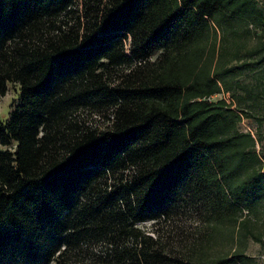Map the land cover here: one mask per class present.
I'll use <instances>...</instances> for the list:
<instances>
[{
  "label": "trees",
  "instance_id": "16d2710c",
  "mask_svg": "<svg viewBox=\"0 0 264 264\" xmlns=\"http://www.w3.org/2000/svg\"><path fill=\"white\" fill-rule=\"evenodd\" d=\"M262 22L256 0H0V264H256L204 255L264 199L241 110L211 98Z\"/></svg>",
  "mask_w": 264,
  "mask_h": 264
},
{
  "label": "rangeland",
  "instance_id": "374dc122",
  "mask_svg": "<svg viewBox=\"0 0 264 264\" xmlns=\"http://www.w3.org/2000/svg\"><path fill=\"white\" fill-rule=\"evenodd\" d=\"M256 1L263 10V22L258 27L250 26L248 32L239 31V36H236L235 42L240 48L239 58L228 64L234 71L235 85L233 91H229L225 97L233 104L232 107L241 110L238 128L253 134L256 139V150L264 165V83L260 79L264 73V0ZM220 97H222L220 93L211 96L212 99ZM17 103L18 85L9 83L6 93L0 96V121H5ZM5 148L0 146V149ZM242 218L249 220L242 230L247 236L241 237L240 241L237 239L236 242H230L229 239L218 240L216 244L210 246L211 250L206 249L204 256L207 260L225 253L230 254L236 248L251 256L256 264H264V199L253 211H243ZM182 222L188 224L191 229L198 226L196 220L194 221L189 214Z\"/></svg>",
  "mask_w": 264,
  "mask_h": 264
},
{
  "label": "built area",
  "instance_id": "2783aa9c",
  "mask_svg": "<svg viewBox=\"0 0 264 264\" xmlns=\"http://www.w3.org/2000/svg\"><path fill=\"white\" fill-rule=\"evenodd\" d=\"M221 95H222V97L226 100L227 103L230 102V100H228V99L225 97V95H228V92H226V93H222ZM251 134H252V133H251ZM252 136H253V134H252Z\"/></svg>",
  "mask_w": 264,
  "mask_h": 264
}]
</instances>
